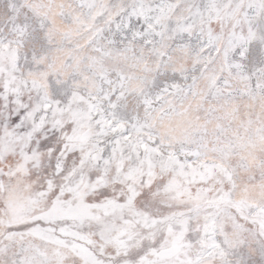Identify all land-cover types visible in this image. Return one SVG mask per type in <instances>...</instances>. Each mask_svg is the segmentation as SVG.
Returning <instances> with one entry per match:
<instances>
[{
  "label": "snow or ice",
  "instance_id": "snow-or-ice-1",
  "mask_svg": "<svg viewBox=\"0 0 264 264\" xmlns=\"http://www.w3.org/2000/svg\"><path fill=\"white\" fill-rule=\"evenodd\" d=\"M0 264H264V0H0Z\"/></svg>",
  "mask_w": 264,
  "mask_h": 264
}]
</instances>
